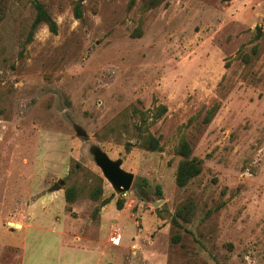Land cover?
I'll return each instance as SVG.
<instances>
[{"label": "rangeland", "instance_id": "rangeland-1", "mask_svg": "<svg viewBox=\"0 0 264 264\" xmlns=\"http://www.w3.org/2000/svg\"><path fill=\"white\" fill-rule=\"evenodd\" d=\"M34 1L55 21V33L39 23L29 36ZM126 4L7 0L0 264H264V0H164L145 12L140 0ZM212 103L216 112L200 123ZM158 105L165 111L147 130L160 150L146 151L136 143L131 109ZM181 137L202 169L178 187L173 148ZM94 145L133 174L126 192L115 193L101 176ZM93 175L102 178L98 200L64 201L69 183ZM107 197L99 220L102 207L93 208ZM188 197L193 215L172 224ZM59 227L65 241L75 236L72 243L90 250H59ZM111 227L118 245L107 240Z\"/></svg>", "mask_w": 264, "mask_h": 264}, {"label": "trees", "instance_id": "trees-1", "mask_svg": "<svg viewBox=\"0 0 264 264\" xmlns=\"http://www.w3.org/2000/svg\"><path fill=\"white\" fill-rule=\"evenodd\" d=\"M164 0H140L139 9L145 12L149 9H153L163 3ZM7 0H0V20L4 16ZM135 4V0H127L126 8L130 9ZM33 6L35 9L34 17L30 25L29 36L39 23L46 25L47 29L55 33L56 23L45 9L44 5L40 2L34 1ZM80 4L75 2L73 13L75 17H80ZM218 108L217 103H212L208 108L203 111L198 110L193 116L189 118V121L195 120L200 115L199 122L207 124ZM165 111L163 105H158L155 110L140 111L135 108L131 109V114L137 116L138 124H133L136 130L137 145L146 151L160 150V144L157 137L152 135L147 130V125L153 124L160 118ZM143 126V127H142ZM174 153L179 156V160L176 164L174 171V183L178 187L185 186L192 178L198 175L202 169V159L192 155V150L189 142L185 137H181L173 148ZM102 178L98 175H93L91 178L86 179L79 185L71 182L63 191V198L66 203H72L78 198H89L96 201L102 194ZM110 201V197L101 199L99 203L93 208V213L98 212L99 208L107 204ZM123 199H117L115 202L116 209H121L123 205ZM194 204L191 198H185L180 201L173 212L171 217V223L179 225V221L188 222L194 213ZM179 220V221H178Z\"/></svg>", "mask_w": 264, "mask_h": 264}, {"label": "water", "instance_id": "water-1", "mask_svg": "<svg viewBox=\"0 0 264 264\" xmlns=\"http://www.w3.org/2000/svg\"><path fill=\"white\" fill-rule=\"evenodd\" d=\"M76 134L78 136H85V133L76 128ZM94 164L100 170L101 176L109 183L110 187L115 193L126 192L133 180V174L121 168L120 159H111L107 154L101 150L98 146L94 145L90 148ZM58 188L55 184L51 189ZM156 205V202H154Z\"/></svg>", "mask_w": 264, "mask_h": 264}, {"label": "crops", "instance_id": "crops-1", "mask_svg": "<svg viewBox=\"0 0 264 264\" xmlns=\"http://www.w3.org/2000/svg\"><path fill=\"white\" fill-rule=\"evenodd\" d=\"M103 211H104V207H102L101 210H100V212H99V216H98L99 217V220L104 219V216L102 215ZM24 226H26V225L24 224ZM97 230L99 231V228H97ZM98 231H97V233H98ZM57 234H58L57 246H58V249L59 250H64L65 249V250H68V252L71 251V250H78L77 248H80L82 250H84V249H89L90 250V248L87 247V244H84L83 246H78V245H75L74 243H72L73 242L72 239L75 238V236H72L71 235L70 239H67L65 241L64 238L65 237H68L69 234L66 233L63 230L62 227H59V229L57 231ZM76 238L79 239V237H77V236H76ZM81 238H83V237H81ZM97 238H98V234L95 236V238H92V237H90L88 239L83 238V240H87V241H89V243H92V241L95 242L97 240Z\"/></svg>", "mask_w": 264, "mask_h": 264}, {"label": "built area", "instance_id": "built-area-1", "mask_svg": "<svg viewBox=\"0 0 264 264\" xmlns=\"http://www.w3.org/2000/svg\"><path fill=\"white\" fill-rule=\"evenodd\" d=\"M107 240L112 245H118L120 243L119 230L117 227L110 228Z\"/></svg>", "mask_w": 264, "mask_h": 264}]
</instances>
